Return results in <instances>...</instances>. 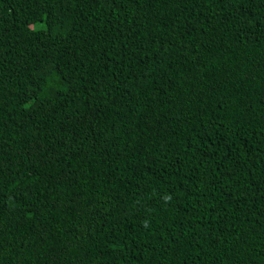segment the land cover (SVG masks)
Returning a JSON list of instances; mask_svg holds the SVG:
<instances>
[{
    "label": "trees",
    "instance_id": "trees-1",
    "mask_svg": "<svg viewBox=\"0 0 264 264\" xmlns=\"http://www.w3.org/2000/svg\"><path fill=\"white\" fill-rule=\"evenodd\" d=\"M0 264H264V0H0Z\"/></svg>",
    "mask_w": 264,
    "mask_h": 264
}]
</instances>
